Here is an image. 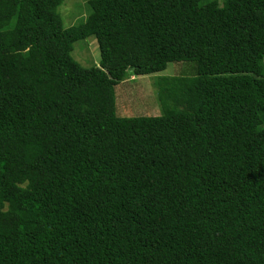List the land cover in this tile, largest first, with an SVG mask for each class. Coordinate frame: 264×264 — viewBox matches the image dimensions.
Listing matches in <instances>:
<instances>
[{"label":"trees","instance_id":"1","mask_svg":"<svg viewBox=\"0 0 264 264\" xmlns=\"http://www.w3.org/2000/svg\"><path fill=\"white\" fill-rule=\"evenodd\" d=\"M62 3L0 0V264H264V0ZM175 61L160 114L117 116Z\"/></svg>","mask_w":264,"mask_h":264},{"label":"rangeland","instance_id":"2","mask_svg":"<svg viewBox=\"0 0 264 264\" xmlns=\"http://www.w3.org/2000/svg\"><path fill=\"white\" fill-rule=\"evenodd\" d=\"M87 0H63L60 6L65 25H72L88 13ZM72 57L83 66L98 65L99 49L95 38L73 43ZM193 61L170 62L163 71L148 75H129L115 86V111L120 117L154 116L160 114L155 84L161 75H194Z\"/></svg>","mask_w":264,"mask_h":264}]
</instances>
